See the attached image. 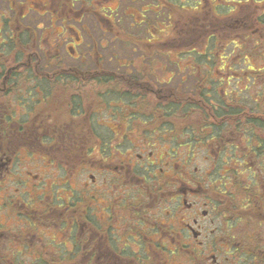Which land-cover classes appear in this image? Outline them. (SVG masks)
Listing matches in <instances>:
<instances>
[{
    "label": "flooded vegetation",
    "instance_id": "obj_1",
    "mask_svg": "<svg viewBox=\"0 0 264 264\" xmlns=\"http://www.w3.org/2000/svg\"><path fill=\"white\" fill-rule=\"evenodd\" d=\"M264 0H0V264H264Z\"/></svg>",
    "mask_w": 264,
    "mask_h": 264
},
{
    "label": "trees",
    "instance_id": "obj_2",
    "mask_svg": "<svg viewBox=\"0 0 264 264\" xmlns=\"http://www.w3.org/2000/svg\"><path fill=\"white\" fill-rule=\"evenodd\" d=\"M262 54H261V59L263 58L264 59V51L263 52H261ZM264 69V68H263Z\"/></svg>",
    "mask_w": 264,
    "mask_h": 264
}]
</instances>
